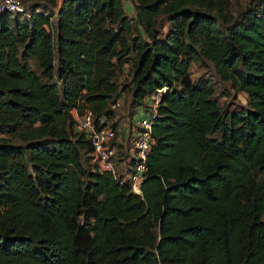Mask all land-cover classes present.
Masks as SVG:
<instances>
[{"label": "trees", "instance_id": "trees-1", "mask_svg": "<svg viewBox=\"0 0 264 264\" xmlns=\"http://www.w3.org/2000/svg\"><path fill=\"white\" fill-rule=\"evenodd\" d=\"M132 1L0 14V264H264V0ZM163 88L141 193L88 167L72 110L114 119L127 91L133 115Z\"/></svg>", "mask_w": 264, "mask_h": 264}, {"label": "built area", "instance_id": "built-area-1", "mask_svg": "<svg viewBox=\"0 0 264 264\" xmlns=\"http://www.w3.org/2000/svg\"><path fill=\"white\" fill-rule=\"evenodd\" d=\"M26 14L27 8L22 0H0V14ZM166 91V88L158 90L149 96L146 107H139L133 119V128L130 135L126 138L132 141V146L127 149L125 157L122 158V163L130 167L129 183L131 190L135 193H141L140 186L145 177L147 170V159L153 144L152 128L158 118L157 105L161 95ZM120 107V100L110 103V108L116 110ZM75 117V131L82 134L89 140L92 150L90 152L94 167L99 171H111L116 176V160L118 159L117 130L113 125L106 123V120L96 119L93 112L86 110L82 115H78L75 110H72Z\"/></svg>", "mask_w": 264, "mask_h": 264}, {"label": "rangeland", "instance_id": "rangeland-1", "mask_svg": "<svg viewBox=\"0 0 264 264\" xmlns=\"http://www.w3.org/2000/svg\"><path fill=\"white\" fill-rule=\"evenodd\" d=\"M234 3V13H236L237 8H239L238 4H236L237 0H231ZM60 3V0H58V4ZM123 6H124V10H125V14L130 17L133 18L134 14H135V10H134V5H133V1L132 0H123ZM23 17L25 16H21V19H24ZM55 22V19H53V24ZM168 27V22L166 20L165 17H161L159 19V28H162L163 30V34L161 35L162 37L164 36L166 30ZM190 72H191V76L194 79V81H198V80H209L212 82V84L214 85L215 88V95L219 100V104L221 106L226 105L230 110L232 109H236L242 105H246V101H247V96L244 92H239V93H235L233 90H231L229 88V85L227 83L221 82L219 81V79L217 78V76L215 75L212 67L207 64H197L194 63L192 64L191 68H190ZM56 79V76H55ZM122 77L120 78L119 82H122ZM123 85V84H122ZM121 85V88H122ZM120 107H118L115 110V117L114 119H107L106 123L109 125H113L116 124V130H117V135H118V139L117 141H121L119 143L120 144H124V147H120L119 148V153H120V157L116 160V174L122 176L123 178H128V174L130 172V169L124 165L122 163V158L121 155H124L127 151V149L129 150V148H131L132 146V141H129V138L127 136L130 135L131 133V129L133 128V119L135 116V112H137L135 110L134 114H130L129 112V102H130V97L127 94V91H121L120 94ZM149 101V96H147L143 103H148ZM86 165H88V167H94V163H93V158L90 154V156L87 158V163Z\"/></svg>", "mask_w": 264, "mask_h": 264}, {"label": "crops", "instance_id": "crops-1", "mask_svg": "<svg viewBox=\"0 0 264 264\" xmlns=\"http://www.w3.org/2000/svg\"><path fill=\"white\" fill-rule=\"evenodd\" d=\"M137 111H138V110H137ZM136 116H137V117L140 116L139 112H137Z\"/></svg>", "mask_w": 264, "mask_h": 264}]
</instances>
